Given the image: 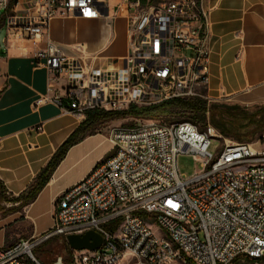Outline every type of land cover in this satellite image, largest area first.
Segmentation results:
<instances>
[{"label":"built area","instance_id":"obj_1","mask_svg":"<svg viewBox=\"0 0 264 264\" xmlns=\"http://www.w3.org/2000/svg\"><path fill=\"white\" fill-rule=\"evenodd\" d=\"M8 5L0 0V13ZM104 15L127 20L124 65L102 67L97 58H71L48 43L35 59L54 84L38 104L51 102L87 118L92 111L174 99L230 102L208 95L205 0H31L9 13L6 26L36 40L55 18ZM222 139L211 124L203 131L188 122L112 129L111 155L62 193L51 231L0 246V264H42L34 252L43 243L89 232L100 235L102 244L95 251L73 250L77 264H264V146L225 142L214 156L213 141ZM181 154L197 157L203 171L183 178Z\"/></svg>","mask_w":264,"mask_h":264},{"label":"crops","instance_id":"obj_2","mask_svg":"<svg viewBox=\"0 0 264 264\" xmlns=\"http://www.w3.org/2000/svg\"><path fill=\"white\" fill-rule=\"evenodd\" d=\"M30 1L16 0L13 7L0 13V32H6L0 36V181L11 198L29 187L86 120L64 113L51 102L38 104L54 82L47 69L37 67L36 54L53 43L71 58L102 55L98 59L106 63L97 64L109 68L123 66L128 54L124 17H58L36 40L21 29H9L6 17L12 11L24 10ZM205 5L211 50L209 97H229L232 104L248 108L264 106V0H205ZM95 131H99L98 126ZM112 149L109 135L100 132L72 146L35 201L0 220V246L50 232L56 201L107 159Z\"/></svg>","mask_w":264,"mask_h":264},{"label":"trees","instance_id":"obj_3","mask_svg":"<svg viewBox=\"0 0 264 264\" xmlns=\"http://www.w3.org/2000/svg\"><path fill=\"white\" fill-rule=\"evenodd\" d=\"M15 3L16 0H10L8 9L13 7ZM2 25L3 20H0V27ZM172 117H180L198 126L201 131L208 124H211L224 138L234 139L238 143H245L256 132H264V106L248 108L238 104H209L201 99H174L154 106L138 107L133 105L123 111H92L88 113L82 125L58 149L48 165L29 187L20 196L11 198L10 202L18 204V208H23L33 203L49 182L58 165L65 158L68 150L87 135L94 133L96 126L125 118L160 120ZM0 193L2 196H6L1 181ZM115 225L117 223L108 226V228L113 229ZM36 254L38 256L42 255L40 250L36 251ZM235 263L238 264L239 260ZM185 264L193 263L186 260Z\"/></svg>","mask_w":264,"mask_h":264},{"label":"rangeland","instance_id":"obj_4","mask_svg":"<svg viewBox=\"0 0 264 264\" xmlns=\"http://www.w3.org/2000/svg\"><path fill=\"white\" fill-rule=\"evenodd\" d=\"M6 32L4 29H1L0 36H5ZM80 55V51H76ZM102 55L96 57L92 56L91 58H97V62H105V59H98L101 58ZM116 62H120L121 60H115ZM211 104H232L231 102H216ZM252 108V107H250ZM139 123L148 125V124H157V125H164V126H172L178 123L188 122L186 120L181 119L180 117H172V118H164L160 120H148V119H135V118H125L119 120H113L109 122L102 123L98 126L99 131L104 134H108L111 132L112 129L116 128H124V127H133ZM190 123V122H188ZM200 129V128H199ZM105 130V131H104ZM225 142L230 143H238V141L231 139V138H224L221 141L214 140L213 145L210 149V152L217 156L221 151V144L223 145ZM245 143L255 144L256 146L263 145L264 146V132H256L254 133L253 137H250L246 140ZM104 161V160H103ZM102 162V161H101ZM100 162V163H101ZM178 169L181 176L185 179L193 178L194 176L198 175L203 171V167L201 166L200 161H198L197 157L194 155H187L181 154L178 158ZM11 197L9 196H2L0 193V220L7 218L10 214H13L17 209H19L13 202H10ZM155 230L159 232L157 227ZM3 233L0 232V240H2ZM28 239V238H25ZM40 250L42 255H37L36 251ZM35 257L42 263V264H77L74 261V253L73 250L68 246L66 240L61 237H54L51 240L46 241L40 247H38L35 252ZM123 264H140L137 260H127ZM176 264H185L183 260L180 263Z\"/></svg>","mask_w":264,"mask_h":264},{"label":"water","instance_id":"obj_5","mask_svg":"<svg viewBox=\"0 0 264 264\" xmlns=\"http://www.w3.org/2000/svg\"><path fill=\"white\" fill-rule=\"evenodd\" d=\"M67 244L75 251H95L101 246L102 238L94 232H89L84 236H69L67 238Z\"/></svg>","mask_w":264,"mask_h":264},{"label":"snow or ice","instance_id":"obj_6","mask_svg":"<svg viewBox=\"0 0 264 264\" xmlns=\"http://www.w3.org/2000/svg\"><path fill=\"white\" fill-rule=\"evenodd\" d=\"M173 207H175V205H173Z\"/></svg>","mask_w":264,"mask_h":264}]
</instances>
